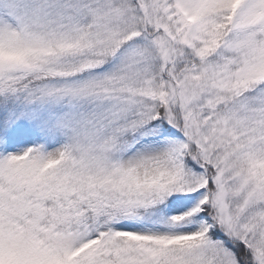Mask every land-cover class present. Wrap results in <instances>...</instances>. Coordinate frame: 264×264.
<instances>
[{
	"label": "snow or ice",
	"instance_id": "6c2138e0",
	"mask_svg": "<svg viewBox=\"0 0 264 264\" xmlns=\"http://www.w3.org/2000/svg\"><path fill=\"white\" fill-rule=\"evenodd\" d=\"M0 264H264V0H0Z\"/></svg>",
	"mask_w": 264,
	"mask_h": 264
}]
</instances>
